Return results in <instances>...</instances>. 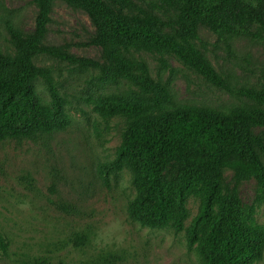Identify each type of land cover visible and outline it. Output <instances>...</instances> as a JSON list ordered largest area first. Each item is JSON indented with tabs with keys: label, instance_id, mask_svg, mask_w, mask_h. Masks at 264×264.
<instances>
[{
	"label": "trees",
	"instance_id": "1",
	"mask_svg": "<svg viewBox=\"0 0 264 264\" xmlns=\"http://www.w3.org/2000/svg\"><path fill=\"white\" fill-rule=\"evenodd\" d=\"M64 1L87 11L97 28V41L104 47L120 44L153 54L174 52L188 68L220 88L229 87L206 55L187 40L197 35V25H206L227 49L241 37L264 41V0ZM35 2L39 13L34 32L23 36L10 29L18 54L12 57L0 50V141H45L72 125L50 71L34 62L41 53L100 69L98 83L102 86L125 79L172 102L165 89L135 74L132 61L119 50L111 53L115 62L107 65L44 45L54 0ZM166 26L176 29L188 46L160 30ZM37 79L48 85L51 104H45L36 92ZM242 94L264 105V91L252 89ZM90 102L105 123L114 118L124 120L116 157L101 162L98 172L106 185L118 181L124 169L132 173L136 192L127 204L131 220L151 228L185 232L187 246L200 264H256L263 258L264 223L258 221L253 209H242L237 195H223L222 171L230 169L239 181L255 178L264 185V164L256 149H264V144L252 133V127L264 126V110L241 105L223 116L193 104L170 109L159 101H133L117 95H99ZM174 161L180 164V174L169 180L166 173ZM191 197L199 201V207L190 219ZM259 205H264V196ZM87 241V235L79 234L73 243L82 246ZM10 244L0 233V257L8 254ZM25 264L52 263L36 258Z\"/></svg>",
	"mask_w": 264,
	"mask_h": 264
},
{
	"label": "rangeland",
	"instance_id": "2",
	"mask_svg": "<svg viewBox=\"0 0 264 264\" xmlns=\"http://www.w3.org/2000/svg\"><path fill=\"white\" fill-rule=\"evenodd\" d=\"M38 13L35 0H0L2 53L18 54L10 29L30 35ZM47 27L43 44L61 47L76 58L111 65L115 62L111 53L119 50L132 61L135 74L165 89L172 102L125 79L102 86L98 68L47 53L36 55L35 64L50 71L73 122L68 130L45 141H0V233L11 242L0 264H25L36 258L52 264H200L187 246L185 232L151 228L128 217L127 204L136 192L128 169L120 173L118 181L103 183L98 167L115 159L124 120L114 118L105 123L90 99L117 95L133 101H159L170 109L193 104L223 116L241 105L264 110V105L242 94L252 89L264 91V41L241 37L227 49L206 25H197V35L187 40L212 62L228 84L225 89L188 68L174 52L153 54L120 44L104 47L97 41L98 31L87 11L64 0H54ZM160 30L188 46L176 29L166 26ZM34 85L43 102L51 104L48 85L42 79ZM252 133L264 144V126L252 127ZM256 149L264 164V149ZM180 170L174 161L167 178L175 180ZM222 189L225 197L237 195L242 209H253L258 221L264 223V205H259L264 185L257 179L239 181L232 170L223 169ZM198 207L199 201L191 197L190 219ZM79 234L87 235L88 241L75 246L74 236ZM256 264H264V256Z\"/></svg>",
	"mask_w": 264,
	"mask_h": 264
}]
</instances>
